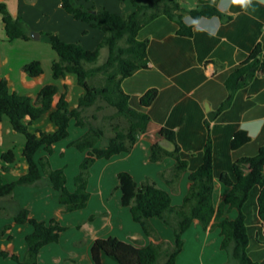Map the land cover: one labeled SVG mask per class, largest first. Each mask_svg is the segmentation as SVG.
<instances>
[{
	"label": "crops",
	"instance_id": "0c3cea01",
	"mask_svg": "<svg viewBox=\"0 0 264 264\" xmlns=\"http://www.w3.org/2000/svg\"><path fill=\"white\" fill-rule=\"evenodd\" d=\"M116 1L121 4V0ZM154 1L139 0V4L147 5ZM172 1L178 3L184 12L183 22L191 28V35H180L178 24L164 16L156 18L138 32L137 39L147 41L148 68L123 80L122 89L131 97L135 107L146 91L157 90L155 100L146 109L150 122L129 152L96 161V180L92 182L89 179L88 182L90 200L87 207L71 213L63 212L59 194L49 186H18L14 189L12 199L28 209L31 217L40 221L55 219L66 228L57 243L48 244L39 251L38 264H92L89 248L97 238L115 236L135 246H146L152 241L133 222L129 209L121 206V194L117 189L118 173L128 172L138 185L144 180H151L170 194L172 205L178 206L189 187L188 173L201 163L209 137L214 175L212 202L216 207L227 192V188L219 182V175L229 173L237 159L255 155L263 144L264 4L259 0H252L250 5L243 4L242 0H216L219 12L228 18L222 20L218 17L195 19L188 15L203 0ZM0 2L5 4L11 16L20 17L31 33L29 41L8 42L0 15V79L7 81L11 92L26 95L33 101L43 86L54 84L58 92L54 96L53 106L66 86V99L70 108L76 107L83 90L73 75L58 80L52 78L51 63L57 56L47 38L40 36V33H56L66 43L79 41L87 50L98 44L102 33L66 13L60 0ZM123 3V8H115L117 5L113 0H101V4L95 2L97 7H104L119 15L134 9L129 0H123ZM89 5L90 2L86 4ZM35 33L39 34V38L34 37ZM257 45L261 48L262 70L235 92L228 108L214 115L227 95L224 81ZM35 60L41 63L42 74L29 78L23 72V66ZM258 127L259 134L253 138L251 135L256 134ZM162 128L174 132L176 144L188 163L187 172L181 176L176 191H171L158 177V173L173 166L174 160L164 158L156 163L149 161L152 145L159 144L168 150L172 148L159 135ZM30 130L52 133L55 126L49 121L48 115H44L30 126ZM237 131H245L250 140L232 149V136ZM83 133L84 130L75 128L71 123L68 138L54 144L53 152L48 157L53 169L64 170L66 186L71 192L74 190L73 179L85 153L69 147V143ZM24 143L25 138L13 131L8 118H3L0 122V174L3 182H11L27 172L28 165L22 156ZM9 149L14 150L15 160L12 164H5L1 154ZM44 155L45 152L39 150L36 159ZM3 167H8L7 172L1 171ZM258 193V187L251 190L243 211L249 235L248 255L256 264H264V221L258 215ZM96 195L99 201L91 209V201ZM7 204V200H0V251H8L23 258L27 249L25 237L33 228L28 223H15L12 213L3 215ZM95 213L100 214V217L90 219ZM236 216V210L225 215L229 219ZM151 223L161 240L173 241L172 231L168 227L157 219H151ZM7 226L9 229L1 234ZM183 239V249L175 264H192L185 260L190 250L199 253L201 264L226 262L227 258L220 249L219 230L212 223L203 230L197 221H193ZM102 263L117 264L105 256L102 257ZM0 264L16 263L9 258H0Z\"/></svg>",
	"mask_w": 264,
	"mask_h": 264
},
{
	"label": "trees",
	"instance_id": "16d2710c",
	"mask_svg": "<svg viewBox=\"0 0 264 264\" xmlns=\"http://www.w3.org/2000/svg\"><path fill=\"white\" fill-rule=\"evenodd\" d=\"M129 1L134 9L119 15L94 4L85 6L89 0H60L66 13L102 33L100 41L91 50L84 49L79 41L63 42L56 33H40V36L47 38L57 56L51 63L52 78L58 80L73 75L77 85L83 90L76 107L70 108L66 99V86L53 106L54 96L58 92L54 84L43 86L33 101L26 95L11 92L7 81L0 79V122L3 118H8L13 131L25 138L22 156L28 165L27 172L11 182H3L0 174V200L8 201L2 214L12 213L15 223H28L33 228L25 237L27 249L23 258L8 251H0V258H9L16 264H38L39 251L48 244L57 243L60 234L66 230L55 219L40 221L31 217L28 209L12 199L16 187L49 186L59 194L63 212L83 210L90 199L87 185L89 169L93 163L129 152L137 138L147 130L150 117L146 109L155 100L157 90L146 91L135 107L131 97L122 89L123 80L148 68L147 41H139L138 32L160 16L175 21L179 26L178 33L182 36H190L191 28L184 24V12L175 1L155 0L147 5L139 4V0ZM0 15L8 42L31 39L27 24L20 17L11 16L1 2ZM188 15L195 19H228L217 9L216 0L200 1ZM85 33L84 31L83 34ZM102 49H106L107 56L103 63L97 64ZM262 66L261 48L257 45L224 81L227 95L214 115L230 106L235 92L260 72ZM23 72L29 78L39 77L42 74L41 63L36 60L29 62L23 66ZM109 109L113 112L102 114L99 120L98 114ZM44 115H48L55 131L48 133L30 130V126ZM71 123L75 128L84 130V133L71 141L69 147L85 153L73 179L72 192L66 186L64 170L53 169L48 160L53 152V145L68 138ZM159 135L172 148L168 150L159 144L152 145L149 161L156 163L164 158L174 160L173 166L158 173V177L171 191H176L181 176L187 172L188 163L182 157L172 130L162 128ZM249 140L245 131H237L232 136L231 148L237 149ZM39 150H43L45 155L36 159ZM1 159L5 164H12L15 160L14 150L2 153ZM7 170L8 167L1 169L3 172ZM218 179L227 188V192L215 207L212 202L214 175L209 137L203 149L201 163L188 173L189 187L178 206L172 205L170 194L151 180H144L138 185L128 172L118 173L120 204L129 209L133 222L152 241L146 246H135L115 236L97 238L89 248L92 264H103V256L117 264H175L183 249V235L193 221H197L203 230L211 223L219 230L220 249L227 256L224 264H256L247 251L249 235L243 208L251 190L258 187L256 205L259 218L264 221V142L255 155L237 159L230 172L221 173ZM231 210L237 211L234 219L225 217ZM151 219L159 220L172 231V242L160 239ZM8 229V226L5 227L1 234Z\"/></svg>",
	"mask_w": 264,
	"mask_h": 264
},
{
	"label": "rangeland",
	"instance_id": "374dc122",
	"mask_svg": "<svg viewBox=\"0 0 264 264\" xmlns=\"http://www.w3.org/2000/svg\"><path fill=\"white\" fill-rule=\"evenodd\" d=\"M104 1H106V0H104ZM89 2H90V4H94L95 6H96V4H98V3H100L101 4V0H89ZM95 2H96V4H95ZM103 2V1H102ZM113 2L115 3V5H117V6H115V8L116 7H118V8H123V5H124V3H123V0H121V4H117V1L116 0H113ZM85 6H86V4H84ZM106 56H107V51H106V49H102L101 50V52H100V56H99V59H98V62H97V64H101V63H103L104 61H105V59H106ZM113 112V110L112 109H109V110H106V111H103V112H101V113H99L98 114V118H99V120L101 119L100 118V116L102 115V114H111ZM85 157V156H84ZM95 163H96V161L93 163V165L90 167V169H89V178H88V182H89V179L92 181V182H94V180H96L95 179V173H96V168H94V165H95ZM123 172V171H122ZM87 189H88V185H87ZM89 191V190H88ZM90 193V192H89ZM93 193V192H92ZM92 197H93V195H92ZM90 200V199H89ZM97 200L99 201V198L97 197V195H96V197L94 196V198H93V200L91 201V204H90V207H91V209L94 207V204H95V202H97ZM89 202V201H88ZM87 207V206H86ZM85 209V208H84ZM95 210V209H94ZM97 213H95V215L93 216V217H100V214L98 215H96ZM224 254H225V252L224 251H222ZM225 257L227 258V256H226V254H225ZM200 258H199V253L196 251V250H194V251H192V250H190L189 252H187V255H186V258H185V260L186 261H190V262H193L194 264H201V262H200V260H199ZM227 261V260H226ZM192 263V264H193ZM217 264V263H216ZM221 264H224V263H222L221 262Z\"/></svg>",
	"mask_w": 264,
	"mask_h": 264
},
{
	"label": "clouds",
	"instance_id": "9594fccd",
	"mask_svg": "<svg viewBox=\"0 0 264 264\" xmlns=\"http://www.w3.org/2000/svg\"><path fill=\"white\" fill-rule=\"evenodd\" d=\"M259 2H260L261 4H264V0H259ZM242 3L245 4V5H250V4L252 3V0H242ZM261 120H264V119H261ZM258 134H259V127L257 128V132H256V134H252L251 136H252L253 138H255V136L258 135Z\"/></svg>",
	"mask_w": 264,
	"mask_h": 264
},
{
	"label": "water",
	"instance_id": "95a60500",
	"mask_svg": "<svg viewBox=\"0 0 264 264\" xmlns=\"http://www.w3.org/2000/svg\"><path fill=\"white\" fill-rule=\"evenodd\" d=\"M34 37H35V38H39V34H38V33H35V34H34ZM206 109H207V108H206Z\"/></svg>",
	"mask_w": 264,
	"mask_h": 264
}]
</instances>
